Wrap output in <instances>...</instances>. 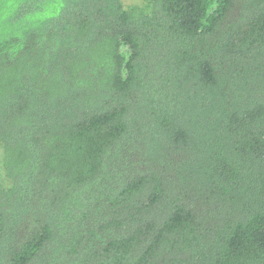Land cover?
<instances>
[{
  "label": "trees",
  "instance_id": "trees-1",
  "mask_svg": "<svg viewBox=\"0 0 264 264\" xmlns=\"http://www.w3.org/2000/svg\"><path fill=\"white\" fill-rule=\"evenodd\" d=\"M0 264H264V0H0Z\"/></svg>",
  "mask_w": 264,
  "mask_h": 264
},
{
  "label": "rangeland",
  "instance_id": "rangeland-1",
  "mask_svg": "<svg viewBox=\"0 0 264 264\" xmlns=\"http://www.w3.org/2000/svg\"><path fill=\"white\" fill-rule=\"evenodd\" d=\"M127 1H131V0H127ZM6 185V180L4 178V176L1 173V168H0V188L4 187Z\"/></svg>",
  "mask_w": 264,
  "mask_h": 264
}]
</instances>
